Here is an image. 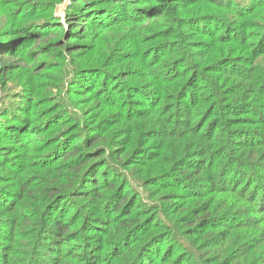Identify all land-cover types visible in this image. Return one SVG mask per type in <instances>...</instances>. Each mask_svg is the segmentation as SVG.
I'll use <instances>...</instances> for the list:
<instances>
[{"label":"trees","instance_id":"obj_1","mask_svg":"<svg viewBox=\"0 0 264 264\" xmlns=\"http://www.w3.org/2000/svg\"><path fill=\"white\" fill-rule=\"evenodd\" d=\"M0 264H264V0H0Z\"/></svg>","mask_w":264,"mask_h":264},{"label":"rangeland","instance_id":"obj_2","mask_svg":"<svg viewBox=\"0 0 264 264\" xmlns=\"http://www.w3.org/2000/svg\"><path fill=\"white\" fill-rule=\"evenodd\" d=\"M65 2H67V1H69V0H64ZM63 7H60L59 8V10H57V14L60 16V17H62V18H64V12H63ZM40 79H42V78H40ZM42 80H45V79H42ZM51 93H56L55 91L54 92H51ZM42 95H47L45 92H43L42 93ZM19 249V246L17 245V246H15L14 247V249ZM53 255V254H52ZM15 257H17V256H15Z\"/></svg>","mask_w":264,"mask_h":264}]
</instances>
